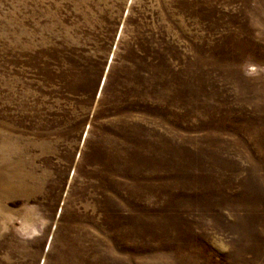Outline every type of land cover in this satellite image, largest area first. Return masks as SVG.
<instances>
[{"label": "rangeland", "instance_id": "1", "mask_svg": "<svg viewBox=\"0 0 264 264\" xmlns=\"http://www.w3.org/2000/svg\"><path fill=\"white\" fill-rule=\"evenodd\" d=\"M0 264H264V0H0Z\"/></svg>", "mask_w": 264, "mask_h": 264}]
</instances>
